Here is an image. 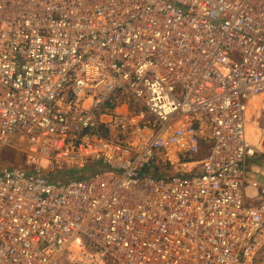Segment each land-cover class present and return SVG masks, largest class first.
Masks as SVG:
<instances>
[{
	"label": "built area",
	"instance_id": "built-area-1",
	"mask_svg": "<svg viewBox=\"0 0 264 264\" xmlns=\"http://www.w3.org/2000/svg\"><path fill=\"white\" fill-rule=\"evenodd\" d=\"M263 96L264 0H0V264H264Z\"/></svg>",
	"mask_w": 264,
	"mask_h": 264
},
{
	"label": "rangeland",
	"instance_id": "rangeland-1",
	"mask_svg": "<svg viewBox=\"0 0 264 264\" xmlns=\"http://www.w3.org/2000/svg\"><path fill=\"white\" fill-rule=\"evenodd\" d=\"M250 119V126L252 132L258 131L259 128L264 129V96L259 97L254 101L248 111ZM29 139L22 133L19 132L10 142V144L3 150L0 156V167H9L16 169H28V153L30 148ZM48 167L46 163H43L42 172H47ZM79 173V172H76ZM77 176V174H76ZM52 181L66 180L67 178H51ZM73 179V178H72ZM247 190L246 197L248 200L252 199L249 183L246 180L244 184Z\"/></svg>",
	"mask_w": 264,
	"mask_h": 264
},
{
	"label": "trees",
	"instance_id": "trees-1",
	"mask_svg": "<svg viewBox=\"0 0 264 264\" xmlns=\"http://www.w3.org/2000/svg\"><path fill=\"white\" fill-rule=\"evenodd\" d=\"M76 172L77 171H75V170L61 171V172L57 173L55 177H52V178H54V179L56 177H57V179L58 178H67L66 181H68V180H71L72 178H77L76 174L78 175V173H76ZM154 176H155V178L161 177V175L157 173V170L154 171ZM58 180H60V179H58Z\"/></svg>",
	"mask_w": 264,
	"mask_h": 264
}]
</instances>
